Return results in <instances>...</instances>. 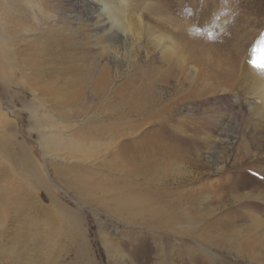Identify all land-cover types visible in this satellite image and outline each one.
I'll list each match as a JSON object with an SVG mask.
<instances>
[{
    "label": "rangeland",
    "instance_id": "rangeland-1",
    "mask_svg": "<svg viewBox=\"0 0 264 264\" xmlns=\"http://www.w3.org/2000/svg\"><path fill=\"white\" fill-rule=\"evenodd\" d=\"M35 2L0 0V96L7 110L0 126V264H85L87 256L94 264H264V228H259V222L264 225V120L250 113V107L263 105L253 95L258 80L252 62L263 64L264 0H134L149 26L144 45L120 39L112 50L119 58L128 55V64L138 58L145 76L136 79L139 66L124 63L107 92L127 76L137 87L143 80L152 84L155 97L148 101L132 100L128 84V147L136 149L144 138L147 148L161 147L152 161L166 178L163 184L146 185L180 208L179 220L169 229L128 222L98 202L82 203L63 184L64 190L54 188L51 194L20 174L31 151L50 170L48 182L57 179L44 163L31 108L43 113L40 126L53 122L44 114L49 113L67 134L126 112L117 106L121 97H104L75 106L72 116L75 109L61 102L65 84L59 76L45 78V86L34 89L48 66H40L43 72L35 68L42 61L35 56L41 43L29 29L39 27L44 34L51 29L33 24L29 7ZM38 2L56 23L76 24L69 20L81 12L86 29L93 22L83 0ZM158 37L162 46L148 52L145 45L155 49ZM96 42L95 51L107 54L104 43ZM172 54L186 58L179 73L168 65ZM56 71L63 69L52 74ZM138 103L147 108L132 112ZM64 108L68 117L55 116ZM56 134L52 153L65 150ZM67 210L79 216L83 238L71 230Z\"/></svg>",
    "mask_w": 264,
    "mask_h": 264
},
{
    "label": "bare ground",
    "instance_id": "bare-ground-1",
    "mask_svg": "<svg viewBox=\"0 0 264 264\" xmlns=\"http://www.w3.org/2000/svg\"><path fill=\"white\" fill-rule=\"evenodd\" d=\"M31 1L34 2L35 0ZM133 1L83 0L84 4L93 12L92 20L90 19L93 22L87 29L88 23H82L81 20L82 12L77 13L78 16L69 20L76 21L75 25L67 22L61 24L56 23L57 18L53 13L50 16L51 12L49 13L46 11L47 9L41 8L38 0L35 4L30 5L29 10L34 17L33 24L38 22L44 28H51L47 30L46 34L39 27L33 28L31 26L29 29V32L34 33L33 38L36 43H41L35 49V56L40 57L42 61H37L35 68L37 71L43 72L40 66H48L46 71L48 74L41 76L43 81L39 80L34 89H42V86H45V78L59 76L63 81L62 84H65V87L61 86L63 96L61 102L64 103V106L68 103L70 107L75 109L72 116H76L77 109L75 106L82 104L84 101L91 102L94 99H103L104 97H121L117 106L119 105V108L123 107L126 112H123L122 116L117 119L104 118L96 122L85 123L82 127L73 131L74 133L71 131L70 134H67L68 132L63 129L62 123L55 122L56 119L51 117L53 115L49 113L44 114L49 117L48 120L53 119V122L48 121L50 125L46 122V126L44 124V126H40L43 113L39 107L31 108L32 118L35 121L34 126L43 144L44 163H48L52 173L57 178H54L56 185L50 183L52 182L50 170L39 165L35 156L30 154L31 151L26 153L27 162L25 164L28 168L26 170L22 169L20 174L23 175L25 182L28 180L32 183L35 182L36 185L44 187L51 194L54 193V188L63 189L64 187L61 186L63 184L69 189H73L82 203L98 202L110 208L114 215H118L128 222L134 220L158 229H169L174 228V224L179 220L180 208H176L177 205L174 204L169 205L163 200L161 193L151 190L146 185L161 180L164 182L166 178L160 170L155 169L156 165L152 161L161 147L151 146L147 148L145 144L147 145L148 141L145 138L137 142L136 149L131 150L129 149L131 147H128L132 144V141L128 143V84L132 89L129 92L132 100L144 99L146 101L153 96L150 93L152 84L143 80L142 85L137 87L136 80L133 78L128 80L127 76L124 83L107 92L114 79V73L122 74L120 66L124 63H126V66H139L136 70V79L145 76V70L142 69L143 63L141 64L138 58L130 59L128 64V55L119 58L118 55L112 54V50L117 51L116 44L120 39H124L126 43L130 39H139L140 43L144 45L143 35L149 26L144 19L142 9L136 8ZM61 30L64 32H61ZM39 34L40 36H36ZM156 39L160 43L153 41L156 44L155 49L152 46L145 45L148 52L156 50L159 45L162 46L163 39L161 37ZM98 40L104 43L107 54L101 55L95 51L96 41ZM93 43L95 44L93 45ZM62 50H65L64 53H59ZM111 57L117 62L116 69L112 67ZM167 60L168 65L176 66L172 69L178 71L183 69L181 60L186 61V58L181 55L175 59L172 54L167 57ZM261 63L264 64V54ZM54 68H61L63 71H56L58 73L52 74ZM256 69L255 75L258 85L254 89L253 95L257 96L263 105L250 107V113L253 117L262 121L264 120V71L257 67ZM53 85L56 84L53 83ZM89 87L91 90H89ZM154 97H151V99ZM146 106L145 103H138L137 107H131V111L138 112ZM5 111L7 110H4L3 100L0 96V126H3L1 121L7 116ZM114 111L116 112V109ZM68 115L69 112L65 108L55 113V116L62 118L68 117ZM58 117L56 118L58 119ZM56 133L60 134L61 144H65V150L52 153L50 146L53 137L57 135ZM1 160L2 155H0V164L2 163ZM59 160L61 162H58ZM14 162V160L10 161V165ZM48 179H50V182H48ZM132 179H135V181H132ZM96 190L101 192L99 196H96ZM65 216L69 220L68 224L71 230L76 231L78 236L83 238L81 224L77 221L79 216L77 217V214L70 210L66 211ZM259 228H264V225L260 222ZM80 250L84 257L87 253L86 246L84 245V248L81 247ZM147 252L149 253L150 250ZM83 263L94 264L88 259V256Z\"/></svg>",
    "mask_w": 264,
    "mask_h": 264
},
{
    "label": "snow or ice",
    "instance_id": "snow-or-ice-1",
    "mask_svg": "<svg viewBox=\"0 0 264 264\" xmlns=\"http://www.w3.org/2000/svg\"><path fill=\"white\" fill-rule=\"evenodd\" d=\"M252 63L255 67L260 68L262 71H264V65L258 64L256 63V61H253Z\"/></svg>",
    "mask_w": 264,
    "mask_h": 264
}]
</instances>
